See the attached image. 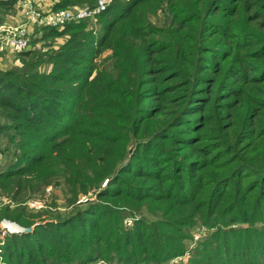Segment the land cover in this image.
<instances>
[{"label":"trees","instance_id":"1","mask_svg":"<svg viewBox=\"0 0 264 264\" xmlns=\"http://www.w3.org/2000/svg\"><path fill=\"white\" fill-rule=\"evenodd\" d=\"M90 19L36 27L0 73V131L34 152L0 192L62 183L72 207L0 227V264H264V0H112Z\"/></svg>","mask_w":264,"mask_h":264},{"label":"rangeland","instance_id":"2","mask_svg":"<svg viewBox=\"0 0 264 264\" xmlns=\"http://www.w3.org/2000/svg\"><path fill=\"white\" fill-rule=\"evenodd\" d=\"M23 1L24 0L19 2L12 12L7 13L4 21L2 19L1 21L8 26L13 27L17 25L18 27L23 29L24 32L28 35L29 41L32 42V36H34L37 31L33 25L27 23V17L23 13ZM57 1L58 0H30L31 7L34 10L43 13L55 11L53 9ZM83 8H74L72 11ZM90 20L95 27L100 29L101 23H99L97 19ZM51 42L53 48L49 49L42 43H38L36 45V49L42 52L57 49L64 42V38H57L51 40ZM32 45L33 44L31 43V46ZM22 66V59L17 55V53H0V73H4L6 71H15L17 69H20ZM51 70L52 64L47 60H43L36 71L49 73ZM5 116L6 114H4L2 109L0 108V128L2 125H8L10 123L7 121ZM24 143L25 140L20 138L14 130L8 129L4 132L0 131V172H8L19 169V167L25 161L26 157L33 155L34 152L32 151V147L25 146ZM68 197H70V195L66 193L65 187H63L62 183L58 184V186H49L42 194L33 196H28L27 194V197H23V191L18 192V195L15 198H13V196L8 193L0 192V227L3 234L2 236L5 235L4 232L11 233L6 229V227L12 224L19 225L16 220H19L20 218L30 219L32 218L31 216H34L37 217V219L39 220L37 222L39 223L42 222V220H45L44 222L55 221L60 217L67 215L69 212L68 209H72V207H68ZM86 200V197L81 198L79 200V203H82ZM23 211L30 213V215H23ZM3 215L9 216L6 217ZM204 236V230L198 231V234L196 235L198 239L203 238ZM188 258L189 255L181 258H175L174 262L178 264H187Z\"/></svg>","mask_w":264,"mask_h":264},{"label":"built area","instance_id":"3","mask_svg":"<svg viewBox=\"0 0 264 264\" xmlns=\"http://www.w3.org/2000/svg\"><path fill=\"white\" fill-rule=\"evenodd\" d=\"M112 0H100L99 5L94 9H76L72 10H59L49 11L43 13L34 10L31 7L30 0H24L22 2L23 13L27 17V23L36 27H53L57 29H64V27L72 21L83 20L86 18H93L96 20V16L105 10L106 6ZM31 48V42L28 35L23 29L17 25L11 27L1 21L0 17V53H20L27 51ZM7 230L8 227H6ZM6 233V232H4Z\"/></svg>","mask_w":264,"mask_h":264},{"label":"water","instance_id":"4","mask_svg":"<svg viewBox=\"0 0 264 264\" xmlns=\"http://www.w3.org/2000/svg\"><path fill=\"white\" fill-rule=\"evenodd\" d=\"M15 227H16V231L15 232H31L33 230L32 227H22V226H19V225H16V224H13Z\"/></svg>","mask_w":264,"mask_h":264},{"label":"bare ground","instance_id":"5","mask_svg":"<svg viewBox=\"0 0 264 264\" xmlns=\"http://www.w3.org/2000/svg\"><path fill=\"white\" fill-rule=\"evenodd\" d=\"M7 227H8V229H9L10 232H15L16 231V227L13 224L10 225V226H7Z\"/></svg>","mask_w":264,"mask_h":264}]
</instances>
